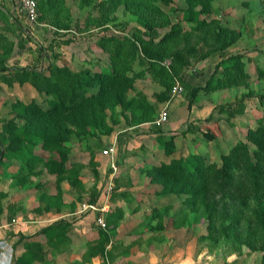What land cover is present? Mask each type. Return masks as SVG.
Returning a JSON list of instances; mask_svg holds the SVG:
<instances>
[{
  "label": "trees",
  "instance_id": "obj_1",
  "mask_svg": "<svg viewBox=\"0 0 264 264\" xmlns=\"http://www.w3.org/2000/svg\"><path fill=\"white\" fill-rule=\"evenodd\" d=\"M35 1L36 22L50 26L52 33L68 30L69 18L64 14L67 10L64 0ZM77 2L79 9L86 10V19L79 31L104 26L113 18V13L119 6L123 7L142 30L134 28L128 35H103L97 39L98 47L107 54L108 72L93 73L86 69L72 72L64 64L61 66L49 64L44 73L34 67H8L0 56V71L10 70L8 76L1 77L3 82L7 85L13 82L18 84L27 82L39 95L49 98L44 108L39 107L34 101L24 105L18 103L20 111L16 112L15 116L22 120V123L17 125L13 120H8L1 127L0 162L2 158L20 161L19 174L14 176L16 182L24 180L27 183L25 172L36 173L39 164L49 173L57 176L66 175L68 148L65 144L68 134L75 132L77 136L82 137L93 134L91 132L93 128L106 131L109 129L104 122L107 110L109 118L114 122L112 115L117 104L123 109L130 110V120L135 123L153 118V107L148 104L141 106L138 102L133 104L135 100L142 101L144 96L141 93L137 92L133 98H126V92L132 88L135 79V74L129 76V72L136 57L139 62L146 64L151 78L163 87L160 98L166 99L173 78L184 63L180 50L176 49L177 45L188 42L189 38L194 36L197 43L206 44L213 50H223L239 36L238 31L222 27L212 16L208 17L212 12L211 0H183V7L175 6L177 0H77ZM161 6L166 7L167 12ZM1 14L3 13L0 11V19ZM171 16L181 17L189 28H182L178 22H171ZM165 28L166 30L160 33V30ZM185 50L183 47V51ZM165 58L169 59L167 63H163ZM243 66L242 55L238 53L219 59L214 65L213 82H207L208 90L223 89L237 84L240 80L244 82L248 76L244 73ZM257 73L264 75V71L259 69ZM91 89H94V92H89ZM198 89V87L191 89L188 106ZM137 95L141 98H137ZM260 101L264 102V96L260 97ZM142 113H146L147 116H142ZM193 127L206 140L217 138L221 132L211 115ZM245 136L253 145V149H248L247 144H237L228 153L221 155L218 165L208 163L202 156L192 153L187 154L183 160L169 159L166 163L149 168L147 172L150 176L149 181L157 184L159 191L181 197L180 201L185 211L182 210L170 217L172 225L178 227L183 220L188 221L192 213L197 215L201 213L205 232L198 235L197 239L208 241L209 243H204L208 248L215 247L218 245L217 241L228 237L230 240L231 237L238 239L243 232L254 242L246 244L263 250L264 260V116L256 120L254 128L247 129ZM168 139L163 143L165 153H169L168 148L172 143V137ZM37 145L44 151L54 153L55 157L43 161L33 152ZM52 153L49 154L52 156ZM3 197L4 194L0 192V215L3 210L1 203ZM256 197L257 200H252ZM250 200L254 202L253 207L249 206ZM245 208L252 211L248 213L246 217L248 222L244 227L242 221L235 215ZM13 210L7 206L9 215ZM119 217L120 215L111 211L104 219L105 225L108 227L110 218L115 221ZM64 228L65 223L60 219L42 227L35 235L29 237L18 235V242L25 247V253L17 255L11 264H31L32 260L40 256L38 254L40 244L34 237L43 235L46 238L56 236L64 238ZM100 239V243L87 244L86 260L94 255H106L110 259L113 245L110 244L106 249L105 245L108 243H105L107 242L105 232L101 231Z\"/></svg>",
  "mask_w": 264,
  "mask_h": 264
},
{
  "label": "crops",
  "instance_id": "obj_2",
  "mask_svg": "<svg viewBox=\"0 0 264 264\" xmlns=\"http://www.w3.org/2000/svg\"><path fill=\"white\" fill-rule=\"evenodd\" d=\"M66 5L68 6V4ZM0 9H3L8 15L5 16L4 22L11 25L12 29L20 32L21 36L28 35V33L32 34L42 41L41 46H44V40L46 41L45 45L51 43V39H49L53 36L51 27L38 22L30 23L20 8L19 0H0ZM78 19L81 21L82 15H79ZM71 34L61 37L54 36L53 43L50 45L51 50H49L52 53L51 59L47 58L49 57V51L46 50V55H43L45 63L42 67L35 69L46 73L49 64L59 66L64 64L72 72L85 69L93 73L108 72L107 54L96 47L97 39L106 33L102 31L92 32V30L75 32L74 30V35ZM21 41L19 49L23 46L29 48L32 45L31 41L27 40L24 44ZM82 43L84 49L81 48ZM5 65L7 64L5 63ZM140 65L139 69L135 70L136 65L133 64V72H143V76L134 79L132 88L126 92V98H133L136 92H142L145 98L144 101L138 99L133 104L138 102L141 106H144L147 103L153 107L154 116L151 120L139 124H128L126 121L130 120V110L123 109L119 104L114 106L112 118L117 120L116 124H113V130L109 135L99 138V144L103 141L107 144L105 146H113L114 155H112V160L116 167L114 172L109 167L108 155L101 154L96 147L88 145L87 140L83 138L84 136H82V139L75 136V138H67L65 145L68 148V153L65 167L68 172L66 175L57 176L41 168V171L36 170L38 176L31 177V181H29L31 184L28 181L26 183L24 180L16 182L17 180L15 181L13 178L19 172L18 160L2 158L0 162V192L4 194V197L1 200L3 210L0 215L1 249L4 247L3 244H9V247H11L13 243L18 248L17 245L21 246V242H18V235L23 237L35 235L42 227L61 219L65 223L64 238H62L65 243H100V233L102 231L107 234V242L105 243L108 244L105 245L106 249L110 244L113 245L110 260L107 259L106 255H94L82 264H130V258L139 261L140 264H165L159 263L157 254L149 248L161 244L155 243V235L162 236L160 241L162 238H167L166 233L170 235L172 227H175L171 224L170 217L182 210L185 211V208L178 205L173 208L170 215H165L164 207L160 208L158 206L160 205L158 202L165 199L166 195L159 191L157 184L149 181L146 170L149 168L148 165L154 163L155 158L156 163L167 162L168 159L163 158L162 145H157L155 138L175 134L181 130V132L188 130L198 134L200 139L211 142L216 138L213 140L202 138L193 126L208 115H211L217 123L218 121L211 114L214 99L205 100L200 97L189 106L188 102L182 101L179 94L170 98L168 95V98L161 99L160 93L163 87L148 77L143 68L144 63ZM214 65L205 79V84L213 82L215 78L212 74ZM7 66L18 67L14 65ZM9 74L10 70L0 71V88L2 92L5 89L9 95L14 94V98L20 99L22 102L34 99L41 104H45L46 101H49V98L39 95L27 82L22 84L13 82L7 85L1 80V77ZM89 92H94V89L89 90ZM25 93H28V96ZM4 95L6 96V94ZM163 106H166L167 109V120L161 126H154L151 121ZM108 113L109 110H107L105 120H110ZM141 115L147 116L146 113ZM126 138L127 140H124ZM121 140L123 141L121 142ZM81 146H84V148H81ZM33 152L42 160L55 157L54 155L51 157L38 145L33 148ZM77 165L79 167L78 171ZM85 173H92V175L84 179ZM77 180H80L83 186L80 194H77V187H80ZM109 183L111 188L107 192V184ZM79 197L83 202L104 203L106 207L103 214L104 219L111 211H114L120 217L115 221L110 218L108 227L105 225L102 228L94 223L96 225V228H94L91 219L92 215L94 213L97 215V213L79 214L77 212L79 203H81ZM67 202H71L68 209ZM7 206L14 209L10 215L7 213ZM178 227L180 228V226ZM50 238H52V243L55 241L54 239L60 237H48L47 239ZM34 239L43 242L44 237L43 235H37ZM125 243H136L133 254L125 255V250H123L125 249V247L123 248ZM162 243H165V241L162 240ZM142 247H145L147 251H143ZM143 253L144 257L139 260ZM3 258L0 252V264L6 263ZM184 259L182 258L181 261L183 260L185 263Z\"/></svg>",
  "mask_w": 264,
  "mask_h": 264
},
{
  "label": "rangeland",
  "instance_id": "obj_3",
  "mask_svg": "<svg viewBox=\"0 0 264 264\" xmlns=\"http://www.w3.org/2000/svg\"><path fill=\"white\" fill-rule=\"evenodd\" d=\"M66 4H68V6ZM183 5V0H177V3L175 4L177 7H183ZM64 6L67 8L64 14H67V17L69 18V28L68 30H59L57 33H52L53 36L49 38L51 39V43L45 45L46 41L44 40V46H41L42 41L38 40L36 36L29 33L28 35L24 34L21 36L20 32L12 29L11 25L4 22L5 16L8 15H6L3 9H0L3 13L1 14L2 19H0V56L4 59V62L10 66H30L34 68L42 67L43 63H45L43 55H46V50H51L49 45H52L54 36L61 37L66 34H71L72 31V34L74 35V30L75 32L79 31L84 19H86V16L84 15L86 10L79 9L77 0H67V2L64 0ZM211 7L212 12L208 17L212 16V18L216 19L218 24L222 27L238 31L239 36L237 40L223 50H213L206 44H202L200 42L197 43L194 36H191L188 42H183L177 45L176 49L180 50L184 63L182 65L183 67H180L179 72L173 78V83L168 91L167 98L175 82H177L182 88L179 96L182 97L183 102H188L191 97V89L193 87H198L199 89L196 91L191 104L195 103L197 98L200 97L205 100L214 99L211 114L218 121L221 132L218 138L211 142L200 139L198 134L188 130H185L184 132H181V130L175 134L167 136H157L155 138V142L157 145H162L164 159L183 160L187 154L196 153L202 156L206 162H212L218 165L220 163L221 155L228 153L229 150L237 144H247L248 149H253V145L246 139L245 134L247 129L254 128L256 126V120L258 118L264 116V102L261 103L260 101V97L264 96V75H258L259 73H257V69L264 71V9H262L264 7V0H211ZM161 8L167 12L166 7L161 6ZM79 15H82L81 21L78 19ZM170 18L172 20L171 22H178L182 28H189L188 24L181 20V17L173 18V16H171ZM134 28L142 30V27L127 14L123 7L119 6L114 11L113 18L109 22L102 27H93L89 30H92V32L102 31L103 33H106L105 35L120 36L130 34L131 30ZM164 30H166V28L160 30V33ZM27 40L31 41L32 45H30L29 48L23 46L19 49L20 41L24 44ZM90 47L91 46L89 45V48ZM96 47H98L97 43ZM183 47L186 48L185 51H183ZM81 48L84 49L83 43ZM187 48L192 51H188ZM236 53L242 55V61L244 64L243 70L244 73H247V79H245L244 82L240 80L237 84L223 89L208 90V85L204 82L212 70L215 62L219 61V59L224 56ZM51 57L52 53L49 51V57L47 58L51 59ZM168 60V58H165L163 63H165V61L168 62ZM133 64L136 65L135 70H137L142 63L139 62L136 57L131 63V70L129 73L132 75L135 74V78L143 76V72H133ZM143 68L148 74V77L152 81L156 82L149 75L146 64H144ZM203 84L204 86L206 85L204 88L202 86ZM139 93L142 94V92ZM4 94H6V96ZM25 94L28 96V93ZM14 96V94L9 95L5 89L2 92L0 88V131L3 123L8 120H13L17 125L22 123V120L16 118L15 116V113L20 111L18 103H22L24 105L25 103L34 101L39 107L44 108L46 107L47 102H49L46 101L45 104H41L38 100L35 101L34 99H29L30 101L24 100L27 102H22V100L14 98ZM136 97L141 98L138 95ZM144 99L145 98H142V101H144ZM116 121V119H114V122H112L111 119L104 120L105 125L109 127V129L103 132L97 130V128H93L91 131L93 134H87L83 138L87 140L88 145L96 147L102 154V149L106 148L107 146L105 145L107 144L103 141L99 144V138L109 135L112 132ZM126 122L134 125L141 123H135L131 120ZM74 136L82 139V137L77 136L75 132H70L68 134V138ZM170 136L172 137V143H170V147L168 148L169 153H165L163 143L167 142ZM124 140H127V138ZM122 141L123 140H121V142ZM81 148H84V146H81ZM46 152L52 153L49 151ZM238 154L239 153H237V157ZM53 155L55 156L54 153H52V156ZM112 155H114V149ZM155 160L156 158L154 159L153 164L148 165L149 168L160 164V162H158L159 164L156 163ZM76 167L78 171V165ZM19 168H21V166L18 164V169ZM41 168H44L41 164L36 167L38 170ZM149 168H147V170ZM22 170L21 172L24 171ZM147 170L146 176L149 178L150 176ZM25 173V177L28 178V183H30L29 181H31L32 176L36 177L37 175V172L27 171ZM18 174L19 173H16V175ZM90 175H92V173H85L84 179ZM20 177L22 176H18V178ZM77 183L80 186L77 187V194H80L83 189L82 182L77 180ZM164 195H166V198L158 202V204H160L158 206H160V208H162V206L164 207L163 209H165L166 212L165 215H170L173 208L178 205L184 207L180 201L181 197L173 193H164ZM252 200H257V197L252 198ZM80 201L81 203H79L78 208H80V205L83 203H90L83 202L81 199ZM253 203L250 200L249 206L253 207ZM66 205L68 209L71 202ZM251 211L252 210L245 208L240 213L235 215V217L242 221L244 227L248 222L246 217ZM89 212L93 213L94 211L86 210L80 213ZM94 217H96L95 213L92 215L91 222L93 227L96 228V225L94 224ZM204 232V220L202 214L198 213L197 215V213H192L188 221H182L180 228L172 227L170 235L169 233L165 234L167 238H162L160 241V237L162 236L155 235V243L161 244L149 248V250L157 254L159 263L162 262L165 264H264L263 250L258 247H250L249 244H246L254 242L251 237L244 235L243 232L240 234L238 239L231 237L230 240V237H228L217 241L216 243H218V245L213 248H208V246L204 244L209 243L208 241H199L197 239L198 235L204 234ZM231 234L235 233L231 232ZM49 240L44 237V239H42L43 242H39L40 250L38 254L40 256L36 258V260H32L31 264H82V262L86 261L85 255L88 243H65L62 238L54 239L55 241L52 243V238ZM162 240L165 241V243H162ZM3 245L4 247L2 249L0 248V252L4 257L3 261L5 260L6 262L4 264H11L17 255L25 253V247H23L22 244H20L21 246L17 245L18 248L15 247L14 243L11 247H9V244ZM124 247L125 249L123 250H125V255H131L136 249V243H125L123 248ZM141 249H144L143 251H147L145 247H142ZM143 257L144 253L141 255L139 260H142ZM182 258H185V263L183 260L181 261ZM107 259L110 260L108 257ZM129 260L131 261L130 264H140L139 261L132 260V258Z\"/></svg>",
  "mask_w": 264,
  "mask_h": 264
},
{
  "label": "built area",
  "instance_id": "obj_4",
  "mask_svg": "<svg viewBox=\"0 0 264 264\" xmlns=\"http://www.w3.org/2000/svg\"><path fill=\"white\" fill-rule=\"evenodd\" d=\"M20 8L22 9L26 19L29 22H35L37 17V10H36V1L35 0H19ZM182 91V88L178 85L177 82L174 83L172 86L169 97H173L178 95ZM167 120V109L166 106H163L156 114V117L151 121V124L154 126H161L165 121ZM113 146H107L106 148L102 149V154L108 155L109 157V167L112 172L116 169L113 158ZM111 185L110 183L107 184V192L110 190ZM86 210H93L97 213L95 217V223L99 227L105 226V221L103 217V213L106 210L105 204H96V203H83L80 205V208H78L77 212H83Z\"/></svg>",
  "mask_w": 264,
  "mask_h": 264
}]
</instances>
